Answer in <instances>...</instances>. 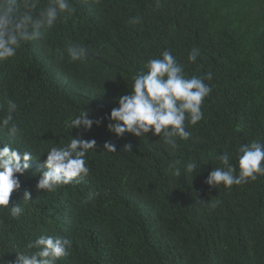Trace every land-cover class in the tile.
I'll list each match as a JSON object with an SVG mask.
<instances>
[{
    "label": "trees",
    "instance_id": "obj_1",
    "mask_svg": "<svg viewBox=\"0 0 264 264\" xmlns=\"http://www.w3.org/2000/svg\"><path fill=\"white\" fill-rule=\"evenodd\" d=\"M70 2L71 17L0 64V116L6 98L14 100V122L22 129L17 137L0 130V147L10 144L35 158L10 198L23 213L13 218L10 206L0 211V264H11L41 235L72 241L57 264H264V175L231 188L205 183L222 166L218 156L229 154L235 167L241 145L264 142V0ZM132 17L141 22L130 24ZM69 43L88 48L86 62L61 58ZM193 49H199L194 63L188 61ZM165 50L186 78L213 74L205 80L212 92L203 119L194 126L186 121L190 136L175 151L151 132L117 137L107 129L133 78ZM86 110L102 123L89 131L65 127ZM77 135L96 141L86 156L89 175L38 191L46 152ZM105 143L117 151L108 152ZM188 162L198 167L193 178L183 172ZM25 191L32 196L27 203Z\"/></svg>",
    "mask_w": 264,
    "mask_h": 264
},
{
    "label": "clouds",
    "instance_id": "obj_2",
    "mask_svg": "<svg viewBox=\"0 0 264 264\" xmlns=\"http://www.w3.org/2000/svg\"><path fill=\"white\" fill-rule=\"evenodd\" d=\"M159 6V3L158 5ZM76 11L70 0H47L41 7V0H0V64L15 57L17 50L27 42L37 41L42 33L54 28L60 18L67 19ZM141 22L140 17H132V25ZM66 53L70 62L87 61L89 50L86 46L69 43L61 58ZM199 49L189 53L188 61L196 62ZM147 71L133 78L131 93L120 97L118 107L113 108L107 117V129L117 137L125 133L136 137H146L151 132L158 136L171 151L179 147L178 141L189 138L187 126H194L203 119L202 104L212 88L205 80L211 81L213 74L204 77L193 76L188 79L184 75L183 67L170 51L165 50L162 58L149 59L145 64ZM7 112L0 116V130L7 129L9 136L17 137L22 129L14 122L13 114L17 112V103L6 98ZM101 119L93 120L86 110L65 121V127L71 130L83 128L89 131L93 125L99 126ZM72 137V136H71ZM96 148V141L85 140L80 135L72 137L63 145L52 146L46 153L44 167L46 171L40 173L36 184L38 191H54L62 185H69L89 175L90 169L86 164V156L90 150ZM104 149L116 152V146L105 143ZM125 151H132V145L126 144ZM238 163L234 167L229 154L217 157L221 167L213 168L205 183L217 189L223 185L231 188L255 181L264 175V142L253 141L241 145L236 152ZM35 159L31 152L20 151L3 144L0 147V211L9 208L13 192L21 188L20 176L30 169V161ZM196 163L188 162L184 165L185 176L193 178L197 171ZM175 175L179 176L177 170ZM92 195L90 194V198ZM32 200L31 193L25 191L23 202ZM201 202L214 209L216 203ZM24 211L21 203H12L10 215L19 217ZM72 241L69 238L41 235L28 243L26 250L17 252L11 264H57V261L70 254ZM35 250V251H33Z\"/></svg>",
    "mask_w": 264,
    "mask_h": 264
}]
</instances>
